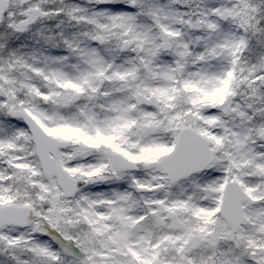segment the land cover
Here are the masks:
<instances>
[{
    "label": "snow or ice",
    "instance_id": "6c2138e0",
    "mask_svg": "<svg viewBox=\"0 0 264 264\" xmlns=\"http://www.w3.org/2000/svg\"><path fill=\"white\" fill-rule=\"evenodd\" d=\"M0 264H264V0H0Z\"/></svg>",
    "mask_w": 264,
    "mask_h": 264
}]
</instances>
